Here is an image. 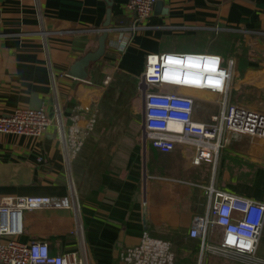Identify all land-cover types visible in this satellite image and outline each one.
<instances>
[{
  "label": "crops",
  "instance_id": "obj_1",
  "mask_svg": "<svg viewBox=\"0 0 264 264\" xmlns=\"http://www.w3.org/2000/svg\"><path fill=\"white\" fill-rule=\"evenodd\" d=\"M127 2L0 0V115L42 107L51 119L40 138L0 136V195L66 203L25 211L18 240L46 241L52 254L82 247L87 264H121L119 253L147 234L170 242L174 264H250L201 253L189 229L193 216L206 213L210 185L264 201V138L228 135L215 165H195L184 146L160 153L143 143L142 99L134 132H110L114 121L103 126L100 110L114 73L131 81L133 97L147 56L171 52L215 55L230 68L226 94L202 90L199 80L166 79L194 98L196 122H209L224 102L264 112V0H156L140 22ZM105 28L106 51L92 64L88 80L67 75ZM92 118V131L68 163L63 134L66 139L72 125L85 129ZM218 233L207 241L217 243ZM257 256L264 261V228Z\"/></svg>",
  "mask_w": 264,
  "mask_h": 264
},
{
  "label": "built area",
  "instance_id": "obj_2",
  "mask_svg": "<svg viewBox=\"0 0 264 264\" xmlns=\"http://www.w3.org/2000/svg\"><path fill=\"white\" fill-rule=\"evenodd\" d=\"M156 0H128L127 8L137 22L149 17ZM137 24H132L136 30ZM180 61L205 68L200 70L169 62ZM231 65V62H230ZM215 67L216 71L209 70ZM204 74V75H203ZM203 81L202 90L226 94L230 68H225L220 57L211 54L171 53L150 54L140 77L143 95L142 141L160 153H170L177 146L192 150V163L216 164L228 135L264 138V112L225 103L222 110L209 122L193 119L194 98L183 93L182 85L167 78ZM213 81V83H209ZM219 82L216 86L215 82ZM201 85V83H199ZM60 113L58 112V115ZM95 119L85 129L72 125L63 142L68 163L82 147ZM51 124L45 109L21 107L10 114L0 115V136L14 134L40 138ZM58 125L63 129L60 117ZM207 210L191 219L189 237L200 240V250L240 257L250 264H264L257 256L264 228V201L221 192L213 185L206 189ZM65 201L48 196L0 195V264H87L85 252L78 250L52 254L46 241L20 242L23 233V213L28 210L60 207ZM219 231V240L210 244L207 238ZM229 237L235 242L229 243ZM121 264H174L175 254L170 242L143 235L141 242L119 253Z\"/></svg>",
  "mask_w": 264,
  "mask_h": 264
},
{
  "label": "rangeland",
  "instance_id": "obj_3",
  "mask_svg": "<svg viewBox=\"0 0 264 264\" xmlns=\"http://www.w3.org/2000/svg\"><path fill=\"white\" fill-rule=\"evenodd\" d=\"M106 86H107L106 88L108 89L107 94H109V97L104 95L105 97L103 98V100H105V102L102 100V111L100 110V115L103 118L101 122L104 123L102 125L105 126V124L109 122V120H111V122L113 121L114 122L111 126H109L110 132L111 131L114 133L134 132L137 127L136 121L138 118V112L140 110V102H141L140 88L138 90L136 89L137 91L135 90L136 94L135 95L133 94L134 96L132 97V93H130L132 90V87H130L131 81L127 79L125 76H122L117 73L113 74V76L111 77L110 81H108V84ZM128 105H129V108L127 109L128 114L126 115L124 109L125 106L128 107ZM118 115L121 118L123 117L124 119L118 120ZM76 224H77V232L79 234L80 231L79 216H76Z\"/></svg>",
  "mask_w": 264,
  "mask_h": 264
},
{
  "label": "water",
  "instance_id": "obj_4",
  "mask_svg": "<svg viewBox=\"0 0 264 264\" xmlns=\"http://www.w3.org/2000/svg\"><path fill=\"white\" fill-rule=\"evenodd\" d=\"M108 25L109 13L104 26L107 27ZM107 37L108 30L105 28L98 36L96 47L94 49L87 50L80 58H78L68 70L67 75L83 81L88 80L92 64L98 62L105 54ZM141 99L143 100V95H141Z\"/></svg>",
  "mask_w": 264,
  "mask_h": 264
},
{
  "label": "snow or ice",
  "instance_id": "obj_5",
  "mask_svg": "<svg viewBox=\"0 0 264 264\" xmlns=\"http://www.w3.org/2000/svg\"><path fill=\"white\" fill-rule=\"evenodd\" d=\"M169 62L171 63H180V61H172L170 60ZM211 71H216V68L213 66V67H210ZM209 83H213V81H209ZM216 86H219V82H215ZM235 242V238L234 237H229V243H234Z\"/></svg>",
  "mask_w": 264,
  "mask_h": 264
},
{
  "label": "trees",
  "instance_id": "obj_6",
  "mask_svg": "<svg viewBox=\"0 0 264 264\" xmlns=\"http://www.w3.org/2000/svg\"><path fill=\"white\" fill-rule=\"evenodd\" d=\"M106 96H108V97H109V94H106Z\"/></svg>",
  "mask_w": 264,
  "mask_h": 264
}]
</instances>
